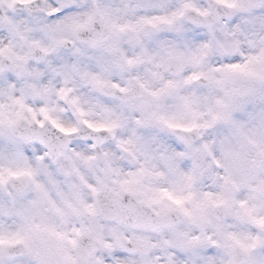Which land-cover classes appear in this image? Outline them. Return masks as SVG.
Masks as SVG:
<instances>
[{
    "label": "snow or ice",
    "instance_id": "obj_1",
    "mask_svg": "<svg viewBox=\"0 0 264 264\" xmlns=\"http://www.w3.org/2000/svg\"><path fill=\"white\" fill-rule=\"evenodd\" d=\"M218 3L233 11L10 0L0 16V264H264V0ZM111 90L121 95L99 103L108 120L80 121L110 143L41 131L76 132L56 113L83 118L93 94ZM168 99L176 113L153 111ZM119 104L171 135L117 134Z\"/></svg>",
    "mask_w": 264,
    "mask_h": 264
},
{
    "label": "clouds",
    "instance_id": "obj_2",
    "mask_svg": "<svg viewBox=\"0 0 264 264\" xmlns=\"http://www.w3.org/2000/svg\"><path fill=\"white\" fill-rule=\"evenodd\" d=\"M9 2L10 0H0V16L7 15L10 11H12L11 9L8 8ZM196 2L198 4H201L202 6L203 5L210 6L214 13L222 17L230 14L233 11V9L228 8L227 4L218 3V0H196ZM242 2L243 0H228V3L240 4ZM97 95L99 94H93V97L89 99V102L84 105L87 115L83 118L69 119L65 112L56 113L57 115L60 116V118L67 126L77 127L76 132L71 133L70 135H64L63 133H59L58 130L53 129L51 125L47 123L45 124L44 129H41V131L45 132V134L53 140L59 137L61 140L67 141L69 143H75L78 140H82L87 135L96 136L99 140L102 141V144L110 143L112 138L111 133H108L107 131H103V130L100 132L92 133L85 125H83L80 122L82 119H87L94 123L106 122L108 120V116L99 106V103H102L103 99H112L113 96H118L121 94L115 92L114 90H111L109 92V95H107L106 97H101L99 102L95 98ZM50 99L53 102L57 101V97L54 94L50 97ZM116 111L123 121L122 127L116 130L117 134L119 135L127 134L130 127L135 128L137 132L141 134L145 131H148V132H154L160 136L171 135V133H169L166 129L158 125L145 124L143 127L136 125L134 121L130 119V113L128 112L127 107L125 105L119 104L117 106ZM153 111L176 113L177 110L173 107V101L171 99H168L166 101H163L160 104L159 108H154ZM40 118L42 119V117ZM190 119L191 117L188 115L182 117L183 122H188ZM34 127H38V126L34 125ZM117 163L118 164L120 163L118 158H117ZM81 166L82 168H84L85 172L89 176H94V169H88L87 166L83 164Z\"/></svg>",
    "mask_w": 264,
    "mask_h": 264
}]
</instances>
